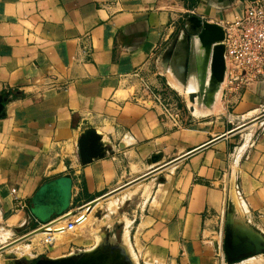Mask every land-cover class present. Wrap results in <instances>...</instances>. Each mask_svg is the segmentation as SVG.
Returning a JSON list of instances; mask_svg holds the SVG:
<instances>
[{
	"label": "crops",
	"instance_id": "1",
	"mask_svg": "<svg viewBox=\"0 0 264 264\" xmlns=\"http://www.w3.org/2000/svg\"><path fill=\"white\" fill-rule=\"evenodd\" d=\"M243 1L0 0V228L28 232L142 174L126 178L137 160H170L264 113V79L223 86L220 110H188L180 127L140 99L147 87L174 105L157 71L171 37L190 15L239 17ZM87 127L113 148L82 165ZM112 197L104 206L137 264H235L223 251L230 217L264 235V119Z\"/></svg>",
	"mask_w": 264,
	"mask_h": 264
},
{
	"label": "water",
	"instance_id": "2",
	"mask_svg": "<svg viewBox=\"0 0 264 264\" xmlns=\"http://www.w3.org/2000/svg\"><path fill=\"white\" fill-rule=\"evenodd\" d=\"M253 1V0H250ZM224 38L223 29L211 22L201 20L199 17L190 15L187 16L182 23V30H180L169 44L162 51L159 58V71L164 74L166 68L171 67L172 73L180 79L181 85L185 83L186 77L191 69L192 61V48L194 40L197 39L198 43L203 49V54L193 69L197 71L199 77V88L197 93L189 94V101L194 102L195 98L203 106L209 107L213 102V95L217 90V85L223 82L224 75V46L222 44ZM183 40V41H181ZM207 68L209 69V84L204 89V79ZM8 98V94L0 95V115L4 114V103ZM192 109V108H191ZM188 108L189 111H192ZM264 119V113L259 114L249 120H246L235 127L231 128L225 134L219 135L209 141L194 147L170 160L163 161L161 152H155L149 155L146 159L148 168L142 174L120 184L119 186L97 196L84 204L79 210L90 208L98 201L104 200L110 196L116 195L123 190L132 187L133 185L146 180L154 174L161 172L181 160H184L191 155L211 146L215 142L224 139L225 137L236 134L251 125ZM113 144L107 140H103L101 135L95 129L87 127L81 131L77 140L78 158L82 165L90 163L92 160L106 157L112 151ZM69 213L55 218L47 223L35 227L28 232L18 236L17 238L9 241L6 245H0V253L4 252L7 248L15 243L24 242L29 240L30 237L38 233L45 232L47 225H55L69 218ZM97 215V214H96ZM256 233L246 228H234L232 219L226 222L224 232V245L223 251L226 260L229 263H235L256 255L264 251V241L261 242L256 236ZM22 264V261H16ZM32 264H137L133 258L127 242L121 236L119 241L116 242L113 238L105 233L100 234V240L96 244L82 251L69 253L59 257H41L36 259Z\"/></svg>",
	"mask_w": 264,
	"mask_h": 264
},
{
	"label": "built area",
	"instance_id": "3",
	"mask_svg": "<svg viewBox=\"0 0 264 264\" xmlns=\"http://www.w3.org/2000/svg\"><path fill=\"white\" fill-rule=\"evenodd\" d=\"M219 26L224 32L222 44L225 69L222 83L226 90L239 93L250 83L264 79V0H244L241 15ZM142 92V102L156 105L160 115L173 127L182 125L181 113L169 100L149 91L147 87ZM81 205L68 211L69 218L62 221L58 228H54L57 224L47 225L39 238L44 250H48L55 242L54 229H59L57 231H61L62 235L73 234L85 225L88 215L93 211L87 208L79 210Z\"/></svg>",
	"mask_w": 264,
	"mask_h": 264
},
{
	"label": "rangeland",
	"instance_id": "4",
	"mask_svg": "<svg viewBox=\"0 0 264 264\" xmlns=\"http://www.w3.org/2000/svg\"><path fill=\"white\" fill-rule=\"evenodd\" d=\"M177 33H178V31L171 38L175 37L177 35ZM158 61H159V59H158ZM157 71L160 73L159 70H157ZM165 75L167 78V84L169 85L168 74H165ZM161 80H162V82H165L164 77H162ZM223 86H224V84H223ZM223 86L220 89L221 93L219 94V96H220L219 101L217 100V102H216L215 99L213 98V102L210 104L209 107H205L199 102V103L194 105L196 108V112L192 113L190 111L191 114H193L195 117H199V114H207V113H213V112L216 113L218 110H220L221 105L224 102V100H223L224 98L222 95L223 90H224ZM167 88H168V86H167ZM170 88L171 87L169 85L168 89L170 90V92L172 94H174L175 96H177V98H175V97L172 98V101L174 102L175 107L177 108V110L181 114L186 116V113L189 112L188 111L189 107H188L187 96L184 95L182 92L174 91L172 88L171 89ZM198 110H199V112H198ZM172 155L173 154H171V152L168 153L169 158H171ZM169 158H167V159H169ZM137 161H138V164H135V166L133 167L134 170L131 169V166L127 169L126 178H130L134 175L143 173L146 169L149 168V167L146 168V164L144 163L143 159L137 160ZM123 163L125 164V161ZM109 198H114V197L111 196ZM109 198H107V199H109ZM107 199H105V201L103 200L99 203H96L95 205H93L90 208L89 211H93V212L91 213V215L90 214L88 215V219H87L85 225L81 229H79L78 231H76L73 234H64V235L61 234L60 237H58V239L56 240L55 244H53V246L49 247L48 250H44V248L41 246V244L39 243L38 240H36L34 242L27 240L24 242H19L22 244L24 243L23 246L20 247V249L24 251L26 249V247L28 250H32L34 248V250H33L34 256H32V257L19 256L14 251H11L10 253H12L17 258H21V260L24 263L30 264V263H33L36 259L41 258V257H52L54 255H58L60 253H64V252H68V251L75 253L78 251L89 249L96 244L97 240H100V234L107 233L113 238L114 241L118 242L120 239V237H119L120 234L118 233V228L115 225H112V221L114 219V216L112 214L114 213V215L117 216V208L115 207L116 210H115V208L111 209L110 211L107 210L106 207L104 206V203L106 202ZM99 204H102L101 207H98ZM95 219H98V220L96 221ZM241 225H242L241 227L246 228L247 230H251L250 228L244 226L242 223H241ZM108 228L109 229L111 228V230H112L111 233L108 231ZM19 233H20L19 231L18 232L17 231L11 232L7 228H3V229L0 228V239L2 241L4 239L8 243L9 241L15 239L16 237L22 235ZM24 233L25 232H23V234ZM254 233H256L255 236L261 242L264 241V235L263 234H261L258 231H254ZM126 239H127V237H126ZM39 252L40 253L42 252V254L37 256V254ZM132 256H133V253H132ZM9 257L10 256H7L6 259H8ZM248 258H245L243 260L251 262L252 264H264V251H262L261 253L256 254V255H252ZM243 260L235 262V264H239ZM5 263H6L5 256L0 255V264H5Z\"/></svg>",
	"mask_w": 264,
	"mask_h": 264
},
{
	"label": "bare ground",
	"instance_id": "5",
	"mask_svg": "<svg viewBox=\"0 0 264 264\" xmlns=\"http://www.w3.org/2000/svg\"><path fill=\"white\" fill-rule=\"evenodd\" d=\"M181 41H183V40H181ZM202 54H203V49L200 46V44L198 43L197 39H195L194 40V45H193V48H192L191 69H190V71L188 73V76L186 77L185 83L183 85H181L180 79L178 77H176V75L174 73H172L171 67H168L165 70H163L165 74H168L170 87L173 90H175V91L182 92L184 95L187 96V98L189 97V94L198 92L199 77H198L197 71L195 69H193V66H195L198 62H200ZM209 74H210L209 73V69L207 68L206 73H205V79H204V86H203L204 89L209 84ZM222 86H223V83L218 84L217 85V90H216L215 94L213 95V98L215 99L216 102H217V100L219 101V98H220L219 94L221 93L220 89H221ZM197 103H199V102L197 101L196 98H195L194 102L189 101V98H188V107L190 109L192 108L191 109L192 113L196 112V108H195L194 105L197 104ZM198 112H199V110H198ZM100 201H102V200H100ZM100 201H98V202H100ZM60 225H62L61 222L57 223V225H55L54 228H58ZM57 230H59V229H54L53 230V231H55V232H53L54 233L55 242L58 239V237H60V235L62 234V233H60L61 231H57ZM40 234L41 233L33 235L32 237L29 238V240L31 242H34L36 240L39 241ZM125 241L128 244V240L126 239V237H125ZM55 242H54V244H55ZM6 244H7V241H5L4 239L2 241L0 239V245L4 246ZM23 244L22 243L13 244L11 247H9V248H7L5 250L6 254L10 253L11 251H14L19 256H25V257L34 256L33 255L34 248L32 250H28L27 247H26V249L24 251L20 249V247L23 246Z\"/></svg>",
	"mask_w": 264,
	"mask_h": 264
}]
</instances>
